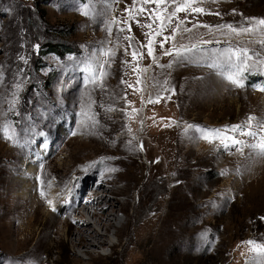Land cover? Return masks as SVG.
Here are the masks:
<instances>
[{"label":"rangeland","instance_id":"1","mask_svg":"<svg viewBox=\"0 0 264 264\" xmlns=\"http://www.w3.org/2000/svg\"><path fill=\"white\" fill-rule=\"evenodd\" d=\"M88 2L0 0V126L14 133L7 140L0 131V264H248L251 253L242 242H264V155L244 147L264 135L258 128L264 124V32L257 27L236 35L218 26L264 18V0H197L191 7L204 13H178L162 36L155 35L160 13L154 3L133 8V0H108L106 8L94 0L95 14L85 16L81 9ZM141 6L145 11L137 14ZM113 19L117 23L109 25ZM177 19L184 23L161 48ZM145 33L154 39L155 61L142 47ZM48 42L72 51L45 53ZM193 44L199 51L190 59L175 56L177 48ZM101 47L115 52L111 59L99 57L108 60L102 88L99 81L89 83L85 71ZM229 48H247L253 57L241 73L242 87L225 78L235 71L221 55ZM133 50L142 58L133 60ZM137 66L146 71H134ZM249 116L257 137L227 133L241 145L204 139L188 128L246 126ZM31 165L37 172L27 175ZM120 171L140 179L139 187L159 180L171 193V251L152 242L154 251L147 238L138 239L131 216L118 242L113 232L121 215L111 218L108 244L114 248L75 247L69 228L79 214L72 202L91 196L101 183L103 201L121 204L124 198L111 193L120 187L114 183ZM84 179L92 181L90 189H83Z\"/></svg>","mask_w":264,"mask_h":264},{"label":"snow or ice","instance_id":"2","mask_svg":"<svg viewBox=\"0 0 264 264\" xmlns=\"http://www.w3.org/2000/svg\"><path fill=\"white\" fill-rule=\"evenodd\" d=\"M118 2V0H116ZM197 0H133V8H135V5L137 3L143 4H149L154 3L158 6L159 15H156V20H159V30L155 32L156 36H162L163 32L171 27V22L174 18H177L178 13L180 12H187L189 9L192 12L196 13H204V9L200 7H191L193 3H196ZM102 3L105 5L106 8H109L110 5L108 3V0H102ZM163 5V8H160V6ZM175 5V7H172L171 11H168V8ZM128 11V9H126ZM145 9L143 6L140 7L138 10V13L144 12ZM96 8H95V2L94 0H89L88 3H84L83 8L81 9V14L85 16H91L95 14ZM153 13H156L157 10H152ZM131 18V13H130ZM149 19H152V15H149ZM117 23L115 19L112 21H109V25ZM126 23V21H125ZM183 20L177 19V24L175 28H172V36L171 37H163V39L159 42V46L161 48L164 47V43L167 42L168 39H174L177 29H179L180 25L183 24ZM145 27H148L149 29L152 28L151 24L145 25ZM204 27H210L207 25H204ZM219 28H225L229 32L240 35V34H251L257 31V27L261 29L262 32H264V18H247V22L244 26L234 27L231 24L226 25H219ZM108 33L111 35L112 29L111 27H108L106 29ZM119 31H124L123 28L118 29ZM130 31V29H129ZM184 31H191V29L185 28ZM145 35L148 37L147 43L145 45H142V47L147 48V54L148 56L152 57L155 61L154 56V39L149 33H145ZM125 39L130 40L131 37H125ZM207 43V42H205ZM260 43L264 45V40H261ZM131 46V45H130ZM194 51H199L197 45L193 44L191 47L182 45L180 48H177L175 50V56L178 57L180 60H188L190 59V55ZM165 55H173L172 49H165L164 51ZM115 55V52L112 49L101 47V49L98 50L97 56L98 58L95 61H90L85 71L90 73L89 77V83L96 84L97 81H99L98 86L103 87V79L108 75V73L105 71V66L108 64V60H100L99 57H108L111 59ZM139 57L142 58L143 54H138L135 50L132 52V58L133 60H137ZM221 55L226 56L225 63L230 67L235 69L234 72L229 73L225 78L228 79L232 84H234L236 87H242L243 82L240 78L241 73H243L247 68L250 67L248 64V61H250L253 57L249 53V49L247 48H229L222 51ZM127 63V62H125ZM261 63H264V61H261ZM110 66V65H109ZM171 65H168L170 67ZM211 68L219 67L217 64H209L208 65ZM134 71H146V69L141 70L138 66L137 68L133 69ZM218 75H224L222 72H218ZM122 83H125V81H121ZM137 83H140L139 77L137 78ZM129 87H133L132 85H129ZM260 91H264V88L259 89ZM149 103H158L159 98L156 100H152L149 98ZM114 109L109 108L108 111H113ZM135 111V110H134ZM255 119L253 116H249L247 120V124L245 125H231L227 126L223 129H207V128H200L193 125H188V128H195V131L197 133L201 134V138L204 139H221L222 142L224 141H231L233 145H241L244 142L241 140L236 139L234 136L227 135L228 132H239L242 136H248V137H257L258 133L251 130L252 127V121ZM258 128L260 129V132L264 133V124H259ZM131 131V129H129ZM0 131L3 132L4 138L7 140H11L13 138L14 133L11 131L10 127L7 125L0 126ZM73 135H76L74 132ZM259 142L256 144H247L244 145V147H249L252 149H258L261 155H264V135L258 136ZM227 146V145H225ZM143 146L141 145V148ZM238 152H242L243 148L237 147L236 149ZM95 163V162H94ZM91 166V165H90ZM41 195L43 196L44 193L42 192ZM49 204H51V201H49ZM55 210V209H53ZM243 244L248 246V251L251 253V256L249 257L248 264H264V242H257L256 240H247L242 242Z\"/></svg>","mask_w":264,"mask_h":264},{"label":"bare ground","instance_id":"3","mask_svg":"<svg viewBox=\"0 0 264 264\" xmlns=\"http://www.w3.org/2000/svg\"><path fill=\"white\" fill-rule=\"evenodd\" d=\"M25 170L27 175H34L37 172L34 165L27 166ZM117 174L114 183L115 185H120V187L119 189H112L111 193L115 197L124 198L121 204L114 199H110L108 202H105V200L103 201V198L97 193L102 188L101 183H96L92 190L93 193L90 194L91 196L83 197L82 200H75L77 203H74V201L72 202V210L75 209L79 214L75 227L72 228V230L69 228V233L75 237V247L83 249L84 252H88V247L86 248V245L94 246L95 244V246H110L114 248L113 245L108 244V233L112 228L111 218L115 215H121L123 217L122 223L119 228L113 232V236L116 237L118 242L121 238L120 230L126 225L127 218L131 216L132 227L137 238H147L145 245L149 242L151 245L150 247H153L152 242H156L157 248L159 249L158 245L162 242L165 244L164 248L170 250L172 247V242H170V240L174 230V222L171 218L166 217V207H168L171 193L169 194V192H167L166 194L167 188H165L164 184L159 180L153 183L142 181L139 187L138 183L140 179H128L121 171ZM87 180L88 179L83 180L84 190L90 189L93 184L92 181ZM102 202L105 204L103 208L99 206ZM76 204L81 206L79 210H77ZM53 207L54 206H51L50 208ZM139 233H143V235ZM90 240L94 242L90 243ZM153 248L152 250L154 251L157 249L155 245ZM173 250L172 248V251Z\"/></svg>","mask_w":264,"mask_h":264},{"label":"trees","instance_id":"4","mask_svg":"<svg viewBox=\"0 0 264 264\" xmlns=\"http://www.w3.org/2000/svg\"><path fill=\"white\" fill-rule=\"evenodd\" d=\"M46 47V52L45 53H53L56 55H60L62 53H70L72 50L64 45H52L50 42L44 44ZM59 50H62L63 52L61 53Z\"/></svg>","mask_w":264,"mask_h":264}]
</instances>
